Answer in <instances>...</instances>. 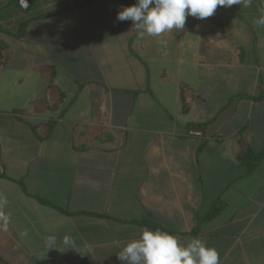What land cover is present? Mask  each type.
<instances>
[{"label":"crops","instance_id":"0c3cea01","mask_svg":"<svg viewBox=\"0 0 264 264\" xmlns=\"http://www.w3.org/2000/svg\"><path fill=\"white\" fill-rule=\"evenodd\" d=\"M24 1L0 0V264H124L140 219L264 264V0L143 38L136 0Z\"/></svg>","mask_w":264,"mask_h":264},{"label":"clouds","instance_id":"9594fccd","mask_svg":"<svg viewBox=\"0 0 264 264\" xmlns=\"http://www.w3.org/2000/svg\"><path fill=\"white\" fill-rule=\"evenodd\" d=\"M253 0H136L134 4L122 7L117 13L118 21H131L139 37L159 36L173 29L182 30L186 18L191 16L204 20L215 14L218 6L230 8L233 5L250 8ZM254 24L264 27V11ZM7 199L0 195V231L9 230L10 218L3 210ZM22 235H27L25 231ZM54 241L55 237H49ZM71 237L64 238L68 243ZM117 258L124 264H220L219 253L208 247L199 238H192L187 245L164 231L144 229L139 238L128 241L119 251Z\"/></svg>","mask_w":264,"mask_h":264},{"label":"trees","instance_id":"16d2710c","mask_svg":"<svg viewBox=\"0 0 264 264\" xmlns=\"http://www.w3.org/2000/svg\"><path fill=\"white\" fill-rule=\"evenodd\" d=\"M24 32H25V22H21L17 31L14 32L13 35L15 37H21V36H23ZM262 155H263V152H260L259 154H255L250 149H246V151L241 155L240 159L246 165L247 171L251 172L254 170L256 164L262 158ZM1 175L2 174H0V176ZM39 200H40V202H42L44 204H49V202H47L45 200H42V199H39ZM223 206L224 205L220 200L216 201L214 203V205L210 208V210L205 214L204 219H209V218L215 217L220 212V210L223 208ZM53 207H55L60 212L68 213L66 210H63V209L58 208L56 206H53ZM133 222L137 223L138 225H141V226H144L147 228H151L152 230H160V231L166 230L163 227H161L160 225H158L155 222L150 221L148 219H140L138 221H133Z\"/></svg>","mask_w":264,"mask_h":264},{"label":"water","instance_id":"95a60500","mask_svg":"<svg viewBox=\"0 0 264 264\" xmlns=\"http://www.w3.org/2000/svg\"><path fill=\"white\" fill-rule=\"evenodd\" d=\"M24 2L28 3L29 0H25ZM0 64H1V55H0Z\"/></svg>","mask_w":264,"mask_h":264}]
</instances>
